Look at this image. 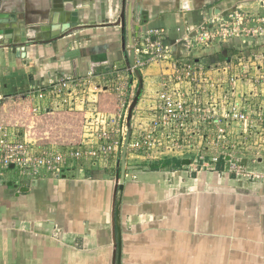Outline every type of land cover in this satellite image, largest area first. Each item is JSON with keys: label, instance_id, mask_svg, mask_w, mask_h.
Wrapping results in <instances>:
<instances>
[{"label": "crops", "instance_id": "1", "mask_svg": "<svg viewBox=\"0 0 264 264\" xmlns=\"http://www.w3.org/2000/svg\"><path fill=\"white\" fill-rule=\"evenodd\" d=\"M76 1L77 24L53 35V0H0V11L14 15L10 20L18 32L13 35L22 39L12 46L0 44V93L9 97L0 109L5 122L19 116L14 104L23 103L27 109L22 112L32 107L34 101L21 96L30 88L90 69L103 75L110 66L125 68L129 34L134 39L137 28L162 29L175 57H192L183 39L211 16L238 11L248 27L253 25L248 17L264 19V0H189L192 7L187 8L180 0ZM244 39L224 51L248 48L251 38ZM200 60L210 64L217 59ZM102 93L99 105L108 110ZM56 113L77 119V135L70 142L77 141L79 113L42 111L25 128ZM188 152L175 156L181 162L174 166L153 169L155 161H150L148 168L126 172L122 191L117 161L109 166L74 163L61 177L37 179L6 170L0 180V264H264V177L232 175L219 166L192 171L182 163L191 159ZM20 187L24 191L18 192Z\"/></svg>", "mask_w": 264, "mask_h": 264}, {"label": "built area", "instance_id": "2", "mask_svg": "<svg viewBox=\"0 0 264 264\" xmlns=\"http://www.w3.org/2000/svg\"><path fill=\"white\" fill-rule=\"evenodd\" d=\"M245 17L238 11L227 17L215 14L207 19L208 22L190 30L191 33L196 32L199 43L206 46L216 43L217 46L232 39V36H251L252 28L246 25ZM187 36L191 39V36ZM134 46L133 66L129 64L123 69L116 65L110 66L103 75L90 69L83 76H58L51 83L35 86L22 94L21 96H29L34 101L32 111L35 114L55 110L81 114V135L77 141L66 145L42 143L43 139L35 136L32 126H9L0 116V180L6 170L16 171L19 177L37 179L47 176L61 177L74 163L84 165L89 162L103 166L104 163L120 160L121 167L130 103L126 105L122 102L118 113L105 110L99 105L101 93L113 90L120 94L125 89L127 92L129 80L137 76L134 69L138 68L141 72L145 65L155 62L166 68L162 75L164 80L159 83L154 100L149 103L151 118L140 119L132 127L127 157L131 149L139 151L145 158H150L153 157L152 149L155 151L157 147L156 150L160 153L174 151L175 147L170 144L174 145L176 140L191 147L195 140L193 137L200 138L203 142L210 137L211 130L219 135L224 132L229 126L230 121L227 118L231 113L226 93L229 88L226 89L225 80L228 78L227 82L231 85L230 82L240 78L235 69L234 73L229 71L224 76L211 75L202 72L201 67H194L198 64L194 61L183 60L180 63L173 60L170 57V48L164 42L162 29L159 28L145 30ZM224 62L226 67L233 63ZM236 66H241L240 60L236 62ZM96 79H102V82L97 83ZM220 88L225 90L224 101H216L214 98L215 90ZM123 93L120 95L123 96ZM8 98L0 93V109ZM187 130L189 133H186ZM159 141L163 142L160 146L157 144ZM211 160L217 161V158ZM194 161L192 164L193 160L190 159L189 167L192 171L197 165L205 167L210 164L204 156Z\"/></svg>", "mask_w": 264, "mask_h": 264}, {"label": "rangeland", "instance_id": "3", "mask_svg": "<svg viewBox=\"0 0 264 264\" xmlns=\"http://www.w3.org/2000/svg\"><path fill=\"white\" fill-rule=\"evenodd\" d=\"M248 19H252L249 24H253L252 27L250 26L252 28L250 46L252 44V47L249 46L246 49L238 48L239 50L235 53L230 52L231 54H229L227 52V54L226 50L224 51V47H229L228 50H230L231 46L234 47L232 44L238 42V40H245L244 37L240 35L237 38L232 36L230 41L222 42L217 45V47L219 46L217 48L219 49V52L217 53L216 50H214L216 43H212L210 46L199 43V39L196 38L197 34H195L196 32L194 31L189 35L191 36V39H189L188 36L183 39L185 47L187 49L190 48L189 50L193 55L192 57H189L188 54L181 57H175L170 52V57L173 60H177L180 63L184 61H194L198 63L194 67L203 68L200 69L206 74L211 73V75L220 74L224 76L226 73L229 74V71L230 73H234L233 69H235L240 78H237L234 82H230L231 85L227 82L228 78L225 80V87L226 89L229 88L226 93L229 104L231 105V113L227 118L230 121L229 126H227L224 132L222 131L220 135L219 133H215V130H211L209 132L210 137H208L206 141L201 142L200 138H196L191 147L187 144L184 145L183 142H177L176 140L174 145L170 144V146L175 147L174 151L170 150L160 153L156 150L158 147L155 148V151L152 149L153 157L150 158H145L139 151L131 149L129 152V159H126V170L128 169L126 172L128 174H131L133 170L148 168V163L150 161L160 163L166 161V158H173L172 160H169V165L174 166V164H176V157L186 156L185 153H189L188 151L191 149L192 154L189 156H191L190 158L193 160L192 164L195 163V159L199 160L200 156H204L205 160L210 162V164L205 167L197 165V169H218L219 166L221 167V170H226L232 175H241L251 179L264 177V21L262 18L255 16H250ZM145 30L149 29L141 27L137 28L134 41L139 39V36H141ZM220 53H226V57H220ZM217 56L219 57L216 58ZM210 57L217 59L216 62L206 64L204 60L199 61L200 58L208 59ZM224 60H231L233 62L232 65H229L230 69L228 66L226 67ZM239 60L241 66L237 67L236 62ZM208 66H210L211 69H208ZM217 68L219 70H217ZM164 70L166 71V68L156 62L148 66L145 65L142 68L141 75L143 77V83L145 75H147L148 78V90L145 93V86H143L141 95H139L137 99L136 106L132 112V127L134 126V123H137L140 119L149 120L151 118L152 110L150 109L151 104L149 103H151V100H154L156 92L159 89V83L164 80V76H162L163 73H165L163 72ZM129 81L128 91L126 92V89L122 91V93L124 92L123 96L120 95L122 93L118 94L113 90L102 93V98L104 97L103 106L110 111L118 113V107L120 105L122 106V102H125L126 105L128 103L131 105L138 93L139 80L137 76H133ZM155 84L156 86H154ZM131 90H133V93ZM224 91V88H220L217 91L215 90L216 95L214 98L216 101H224ZM22 108L24 110L27 109H25L23 103L14 104L15 113L11 112L12 114L14 113L17 115V112L20 111L19 116L14 117L10 115L6 124L9 126L27 127L32 121V116L35 115V113H33L32 107L26 112H22ZM29 112H32L33 115ZM57 114L58 113L55 115H42V117H38L39 120L34 122L35 128H33L32 131L37 138L43 139L42 143L55 142L56 144L66 145L73 140L71 138H73L75 135L74 132L78 129L77 119L71 116H58ZM15 119L17 121H14ZM29 119L30 122L28 123ZM22 120L26 122H23ZM223 123L224 121L221 124L223 125ZM186 133H189V130H187ZM187 135L188 134H185V136ZM176 137L177 136L175 135L174 138ZM160 143L163 142H157V144H159L158 146H160ZM212 158H217V161L211 160ZM2 181H5V178L2 179Z\"/></svg>", "mask_w": 264, "mask_h": 264}, {"label": "water", "instance_id": "4", "mask_svg": "<svg viewBox=\"0 0 264 264\" xmlns=\"http://www.w3.org/2000/svg\"><path fill=\"white\" fill-rule=\"evenodd\" d=\"M78 2L76 0H53L52 3V9L50 11V20L51 23L55 24L53 27V35L60 34L61 31H65L69 29L72 26H75L77 24V6ZM180 6L182 7H192L191 2L189 0H180L179 2ZM14 17L13 13H7L0 11V44H12L13 43H19L21 42V38L16 37V35H13L16 32V26L12 25L11 23L14 22V20H10V18ZM132 32V31H131ZM47 36V35H46ZM135 42L133 39V34H129V45H128V55H129V63L130 65L135 64ZM135 74L138 77L139 80V89L137 96L133 100L132 104L129 108V115H128V132L127 137L124 143V147L122 150L121 155V175H120V185L119 189L120 191L124 188V182L126 178V162H127V147H128V140L131 136V130H132V112L136 106L137 99L139 95H141L142 88L144 86L143 83V77L141 75V72L138 68L134 69ZM182 163H190L189 159H183ZM24 187H20L18 192L24 191ZM121 204V198L117 201V208H116V222H117V230H118V247H119V259L121 257V247H122V240H121V228H120V209L119 206Z\"/></svg>", "mask_w": 264, "mask_h": 264}, {"label": "trees", "instance_id": "5", "mask_svg": "<svg viewBox=\"0 0 264 264\" xmlns=\"http://www.w3.org/2000/svg\"><path fill=\"white\" fill-rule=\"evenodd\" d=\"M175 161L177 163L178 162H181L180 160H177V159H175ZM169 164H170V161L169 160H166V161H163V162H160V163H153L151 165V168H153V169L164 168V167H167Z\"/></svg>", "mask_w": 264, "mask_h": 264}, {"label": "clouds", "instance_id": "6", "mask_svg": "<svg viewBox=\"0 0 264 264\" xmlns=\"http://www.w3.org/2000/svg\"><path fill=\"white\" fill-rule=\"evenodd\" d=\"M121 168V167H120ZM121 170V169H120Z\"/></svg>", "mask_w": 264, "mask_h": 264}]
</instances>
